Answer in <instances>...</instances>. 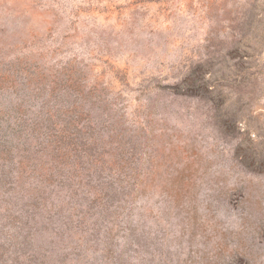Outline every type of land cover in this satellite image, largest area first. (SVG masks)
<instances>
[{"label": "rangeland", "instance_id": "1", "mask_svg": "<svg viewBox=\"0 0 264 264\" xmlns=\"http://www.w3.org/2000/svg\"><path fill=\"white\" fill-rule=\"evenodd\" d=\"M0 264H264V0H0Z\"/></svg>", "mask_w": 264, "mask_h": 264}]
</instances>
